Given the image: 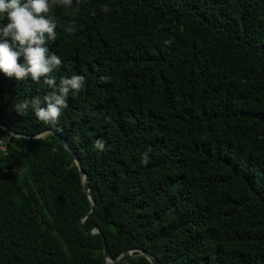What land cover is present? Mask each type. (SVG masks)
Masks as SVG:
<instances>
[{
	"label": "trees",
	"instance_id": "obj_1",
	"mask_svg": "<svg viewBox=\"0 0 264 264\" xmlns=\"http://www.w3.org/2000/svg\"><path fill=\"white\" fill-rule=\"evenodd\" d=\"M47 15L51 75L85 83L50 126L13 109L50 89L0 73V264H264V0Z\"/></svg>",
	"mask_w": 264,
	"mask_h": 264
},
{
	"label": "clouds",
	"instance_id": "obj_2",
	"mask_svg": "<svg viewBox=\"0 0 264 264\" xmlns=\"http://www.w3.org/2000/svg\"><path fill=\"white\" fill-rule=\"evenodd\" d=\"M72 5L73 0H0V19L6 20L0 26V73L18 81L30 78L50 89L43 99L37 95L16 102L13 109L19 116L31 111L37 120L55 126L68 106L69 94L79 93L84 88L85 79L81 75L59 80L51 75L62 65V59L45 46L46 42L57 39V25L47 14L55 7L70 9ZM102 11L110 9L105 6ZM65 31L74 33V25H69ZM94 147L103 151L105 142L96 140ZM144 157L147 162V154Z\"/></svg>",
	"mask_w": 264,
	"mask_h": 264
},
{
	"label": "water",
	"instance_id": "obj_3",
	"mask_svg": "<svg viewBox=\"0 0 264 264\" xmlns=\"http://www.w3.org/2000/svg\"><path fill=\"white\" fill-rule=\"evenodd\" d=\"M47 132H49V131H47ZM41 134H39L38 136H40ZM62 142H63V144L65 145V147H67L68 148V150L71 152V149L68 147V144L64 141V140H62L61 138H59ZM75 163H76V165H77V167H78V169H79V172H80V178H81V184H82V187H83V183H84V181H85V176H84V171H83V169L81 168V164H80V162L77 160V159H75ZM92 202V207H91V209H90V211L92 210V208L95 206V203H94V201L92 200L91 201ZM89 211V212H90ZM81 228H82V226H81ZM95 231H89V232H87V234H90V233H94ZM96 232H98V230L96 231ZM103 245H104V248H103V251H104V258L106 259V261H107V263L109 262V263H111V264H114V263H119V262H123V261H126V260H128V259H130V258H132V257H136V256H143V257H146L147 259H148V261L151 263V264H158L152 257H150L149 255H147L146 253H143L142 251H139V250H137L138 251V254L137 255H132L131 253V251L130 252H127L126 254H124V255H120L117 259H112L111 257H110V255H109V252H108V249H107V246H106V242H105V240H103Z\"/></svg>",
	"mask_w": 264,
	"mask_h": 264
},
{
	"label": "rangeland",
	"instance_id": "obj_4",
	"mask_svg": "<svg viewBox=\"0 0 264 264\" xmlns=\"http://www.w3.org/2000/svg\"><path fill=\"white\" fill-rule=\"evenodd\" d=\"M43 136V135H42ZM42 136H39V137H42Z\"/></svg>",
	"mask_w": 264,
	"mask_h": 264
}]
</instances>
